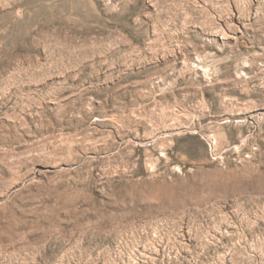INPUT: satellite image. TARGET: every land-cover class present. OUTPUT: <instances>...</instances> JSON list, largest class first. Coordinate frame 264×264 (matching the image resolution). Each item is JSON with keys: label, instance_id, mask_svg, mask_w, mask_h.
<instances>
[{"label": "rangeland", "instance_id": "obj_1", "mask_svg": "<svg viewBox=\"0 0 264 264\" xmlns=\"http://www.w3.org/2000/svg\"><path fill=\"white\" fill-rule=\"evenodd\" d=\"M0 264H264V0H0Z\"/></svg>", "mask_w": 264, "mask_h": 264}]
</instances>
